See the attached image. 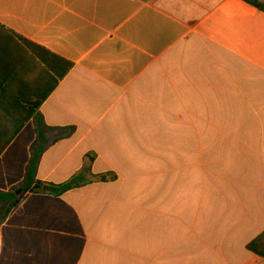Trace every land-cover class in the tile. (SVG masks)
Returning a JSON list of instances; mask_svg holds the SVG:
<instances>
[{
	"label": "crops",
	"instance_id": "crops-1",
	"mask_svg": "<svg viewBox=\"0 0 264 264\" xmlns=\"http://www.w3.org/2000/svg\"><path fill=\"white\" fill-rule=\"evenodd\" d=\"M5 28L73 63L42 103L50 146L37 179L90 183L28 193L0 229V264H264V13L243 0H0ZM0 191L25 178L29 102L50 78L0 41ZM20 131H18V129Z\"/></svg>",
	"mask_w": 264,
	"mask_h": 264
},
{
	"label": "trees",
	"instance_id": "trees-1",
	"mask_svg": "<svg viewBox=\"0 0 264 264\" xmlns=\"http://www.w3.org/2000/svg\"><path fill=\"white\" fill-rule=\"evenodd\" d=\"M246 3L254 6L259 11L264 13V2L259 0H243ZM0 41L2 42H16V45L20 50L25 53L26 57H30L38 62L43 72L48 73L50 78V86L48 92H44L39 98H35L29 102L30 111L27 113L26 123L31 117L36 122L37 139L31 146L32 157L26 167L25 178L19 185L12 187L8 191H0V229L3 223L6 222L11 212L19 207L23 198L26 194H39V195H50L53 197H61L65 193L78 189L84 185L90 183H107L114 182L118 179L114 173H106L95 175L92 172V163L96 157L93 154H88L86 157L87 163L84 167L75 174L70 180L56 184L52 182H44L37 179V173L39 164L43 154L47 151L50 146L49 140L46 139V133L48 131H56L57 136L54 143L71 137L75 132L76 128H50L45 125L43 116L39 113V109L42 103L49 97V95L57 88L60 81H62L69 72L73 69V63L57 56L50 52L46 48L39 46L17 34L5 29L0 28ZM11 89L10 79L0 80V105L7 109L14 103V98L9 94ZM21 128L18 129L20 131ZM12 140H8L2 148H0V155L7 148ZM21 191L20 194H17ZM247 249L258 256L264 258V232L261 233L257 238L251 241Z\"/></svg>",
	"mask_w": 264,
	"mask_h": 264
},
{
	"label": "water",
	"instance_id": "water-1",
	"mask_svg": "<svg viewBox=\"0 0 264 264\" xmlns=\"http://www.w3.org/2000/svg\"><path fill=\"white\" fill-rule=\"evenodd\" d=\"M20 193H21V191H18V192H17V194H20Z\"/></svg>",
	"mask_w": 264,
	"mask_h": 264
},
{
	"label": "rangeland",
	"instance_id": "rangeland-1",
	"mask_svg": "<svg viewBox=\"0 0 264 264\" xmlns=\"http://www.w3.org/2000/svg\"><path fill=\"white\" fill-rule=\"evenodd\" d=\"M259 1L264 2V0H259Z\"/></svg>",
	"mask_w": 264,
	"mask_h": 264
}]
</instances>
